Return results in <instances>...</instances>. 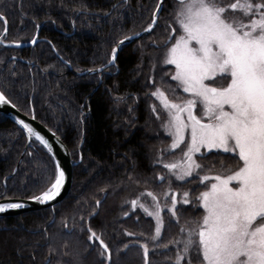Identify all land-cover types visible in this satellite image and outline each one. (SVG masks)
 Listing matches in <instances>:
<instances>
[{
	"label": "trees",
	"instance_id": "obj_1",
	"mask_svg": "<svg viewBox=\"0 0 264 264\" xmlns=\"http://www.w3.org/2000/svg\"><path fill=\"white\" fill-rule=\"evenodd\" d=\"M157 2L0 0L3 41H29L36 31L39 38L29 46L0 42V91L54 130L77 161L67 194L53 208L0 217V264H108L99 241L89 240V228L108 244L111 264H145L142 243L149 249V264H176L172 242L181 238V227L199 219L200 208L181 204L175 219L164 217L157 246L152 219L128 206L142 188L160 191L165 184V177L157 179L163 168L155 160L167 137L148 105L156 85L179 97L171 66L160 62L173 0H163L149 33L119 47L113 65L87 74L70 70L105 64L120 38L150 24ZM217 2L226 6L234 0ZM25 142L23 131L0 114L1 196L39 195L54 178L53 159L34 138L17 163ZM228 156L213 151L198 159L204 168L219 169L222 162L225 168L235 166ZM191 264H199L195 251Z\"/></svg>",
	"mask_w": 264,
	"mask_h": 264
},
{
	"label": "snow or ice",
	"instance_id": "obj_2",
	"mask_svg": "<svg viewBox=\"0 0 264 264\" xmlns=\"http://www.w3.org/2000/svg\"><path fill=\"white\" fill-rule=\"evenodd\" d=\"M176 3L172 23L168 24L163 63L174 66L171 79L188 98L170 103L159 88L151 95L160 98L167 111L165 128L172 138L170 148L180 149L183 145L186 150L181 149L182 162L164 163L163 167L176 180L183 181L194 172L199 175L196 170H203L195 158L198 153L203 159L215 150L216 155L230 154L226 158L236 161L234 167L225 168L222 162L216 174L200 176L204 190L196 200L203 214L195 228L181 227V238L172 242L178 249L176 264L185 258L191 264L193 251L199 264H264V0H234L227 7L217 0ZM229 8L248 22L230 21L226 16ZM156 21L157 13H153L152 23L145 31L150 32ZM118 43L122 45L124 40ZM117 51L116 47L112 49L109 63L115 61ZM9 103L0 91V104ZM198 107L202 109L200 114ZM16 123L44 148L52 150L49 141L28 123ZM157 179L163 182L164 177ZM64 182L65 172L56 164L50 186L32 199L39 203L54 201ZM146 195L154 202V210L144 204L139 207L155 220L152 239L158 246L163 228L161 206L153 192ZM189 195L185 192L181 201L175 194L164 193L166 202L171 198V207L167 208L171 217H177L178 204L191 202ZM131 204L135 208L138 200ZM22 207L20 202H0V214ZM88 231L90 241H99L102 259L107 254L111 264L108 244L90 228ZM139 247L144 250L145 264H149L147 244Z\"/></svg>",
	"mask_w": 264,
	"mask_h": 264
},
{
	"label": "rangeland",
	"instance_id": "obj_3",
	"mask_svg": "<svg viewBox=\"0 0 264 264\" xmlns=\"http://www.w3.org/2000/svg\"><path fill=\"white\" fill-rule=\"evenodd\" d=\"M229 4H231V3H228L225 7H227ZM172 6H173L172 7L173 8L172 15H173L174 9L177 6L176 0H173ZM222 6H224V5H222ZM226 16H227V18L230 21L231 20H236L238 22L242 21L243 23H247L248 22L247 18L243 17V15L241 13L233 12L230 8L228 9V12L226 13ZM172 20H173V17H172ZM174 42H175V40L172 41V43H174ZM170 46H171V44L167 45V47H170ZM165 52H166V47L163 49V51L161 53V56H160V62L162 64H164L163 63V56H164ZM170 66H171V71L169 73V76L171 78V75L174 74L175 69H174V66H172V65H170ZM174 83L177 85L176 81H174ZM220 83H223V81H220ZM156 88H159L165 94V98L170 103H181V102H183V100L188 98V95L186 93H183L182 89H179V93H178L179 97L175 98V97H172V95L167 92V89L164 90L163 87L158 86V85L154 86L150 93L155 91ZM177 88H178V86H177ZM148 106H149L150 113L152 114V117L154 118V120L157 122V124L159 126V130L162 132V134L164 136L167 137L166 138V144L164 145L162 150L157 154L156 160H155V162L163 168V173L160 174L158 177H160V176L165 177V180H164L165 184H164V187L160 191L159 190H157V191L155 190L154 191V190H152L150 188H142L132 198L128 199V206L131 207V208H134L133 205L131 204V201L138 200V205L135 208H137L138 210H140V212H142V214L147 216V214L139 207V204H144L150 211L154 210V202L151 200L150 197H148L146 195L147 192L151 191L158 198V202H159V204L161 206L160 207V213H161L162 219H164V217H169L170 218L171 215L167 211V208L171 207V198L169 197L167 202H166L164 193L169 192L170 194H175L177 196V199L182 201L184 193L185 192H189L190 195H189L188 199L191 201L189 204H194L195 206L198 207V201L196 200V197L199 195V193L201 191L204 190L203 186L200 185V183H199L200 176L205 175V174H207L209 176L214 175V174H216L217 171L220 170V168L219 169H214V168H207V167L204 168L203 167V170H196L197 172H199V175H197L196 172H194L193 176H195L194 177L195 179L191 183V185H195L194 192H191L190 186H189L190 185V180L189 179H191V177H193V176L187 177L183 181L176 180L175 175L170 173L168 169L164 168L163 164L164 163H177V164H179L180 162H182V160H183V151L181 149L186 150V148H184L183 145L181 146L180 149L172 150L170 148V145H171V142H172V138L168 135L167 130L165 128V125L168 122V115H167V111L163 108V104L161 102V99L158 98V97H153L151 95V100H150ZM153 109H155V111H153ZM197 112H198V114L202 113V109L198 107ZM157 116H159V118H157ZM202 151L203 152H207L206 149H202ZM213 151H215V150H213ZM198 156H199V153L196 155L195 158H196L197 162L200 163L203 166V164L199 161ZM176 182L177 183H179V182L185 183L186 186H183V185L182 186H177L176 184H174ZM41 193H39V194H41ZM181 204H183V203L178 204L177 207L179 205H181ZM200 210L201 211H200V214L198 216L199 219H197V221L201 219L202 214H203V209L200 208ZM150 218L152 219L153 224H154L153 225V230H154V235H155V220H154L153 217H150ZM171 218L175 219L176 217H171ZM188 228H195V223L192 224L191 226L185 228V229L187 230ZM181 248H182V246H181Z\"/></svg>",
	"mask_w": 264,
	"mask_h": 264
},
{
	"label": "water",
	"instance_id": "obj_4",
	"mask_svg": "<svg viewBox=\"0 0 264 264\" xmlns=\"http://www.w3.org/2000/svg\"><path fill=\"white\" fill-rule=\"evenodd\" d=\"M162 3H163V0H158L157 5H156L153 13H157V15H158V12L162 6ZM152 19H153V14H152ZM152 19H151L150 24L152 23ZM146 28H148V26L143 28L142 30L136 32V33L129 34V35H126V36L120 38L114 44L112 49L114 47H116L119 50V47L121 45L118 42L121 40H124V43H128V42H130V41H132V40H134V39H136V38H138L144 34L149 33V32L145 31ZM5 31H6V24L4 22V29H3L2 33H0V42L4 43L6 45L29 46V45L34 44L32 42L33 40H35V42H36L39 39L37 37V31H36L33 38L29 41L5 42L2 40V36L5 33ZM125 37H133V38L131 40H125L124 39ZM111 56H112V50H111L109 60L111 59ZM109 60L105 64L98 66V67L88 68V69H84L81 71H76L70 67V70L76 74H87V73L99 72L98 69H103L104 67H106L108 65H113L115 63V61L112 63H109ZM90 70H97V71H90ZM0 114L7 117L10 121H12L15 125H17L23 131V133L25 135V141L26 142H25V145H24V147L20 153V156L18 158L17 163L19 162L20 157H21L24 149L30 143L31 138L34 137V136L30 137L28 135V133L26 132V130L23 129L22 125H19L16 123L17 120H23L25 123H28L29 126L32 127L35 132L39 133L41 136H43L44 138H46L49 141L52 150L49 151L48 149H46V148L45 149L51 155L53 162H54V165H56V164L61 165L62 170L65 172V182H64V185L62 187L61 193L54 201H50L48 203H39V202L35 201L34 199H32L34 196H32V197H8V196H1L0 195V202H20L24 205V207H22L20 209L9 210L4 214H0V217L7 216V215H14V214H18V213L29 211V210L42 209V208H47V207L53 208L54 205H56L67 194V192L71 186V181H72V166L77 161L71 157V154H70L68 147L62 141V139L57 135V133L54 130H52L51 128H49L47 125H45L44 123H42L41 121L36 119L32 114H26V113L22 112L12 102H10L8 105L0 104ZM17 163L14 165L13 170L3 178V184H5V179L7 178V176H11L16 171ZM36 196H38V195H36Z\"/></svg>",
	"mask_w": 264,
	"mask_h": 264
},
{
	"label": "bare ground",
	"instance_id": "obj_5",
	"mask_svg": "<svg viewBox=\"0 0 264 264\" xmlns=\"http://www.w3.org/2000/svg\"><path fill=\"white\" fill-rule=\"evenodd\" d=\"M32 138H34V139H35V137H32Z\"/></svg>",
	"mask_w": 264,
	"mask_h": 264
}]
</instances>
